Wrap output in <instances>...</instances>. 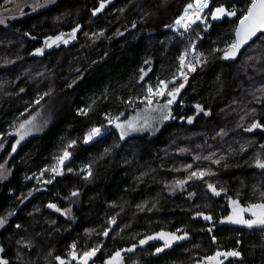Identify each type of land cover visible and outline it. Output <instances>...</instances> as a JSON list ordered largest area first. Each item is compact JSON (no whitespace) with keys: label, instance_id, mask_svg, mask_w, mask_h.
Instances as JSON below:
<instances>
[{"label":"trees","instance_id":"16d2710c","mask_svg":"<svg viewBox=\"0 0 264 264\" xmlns=\"http://www.w3.org/2000/svg\"><path fill=\"white\" fill-rule=\"evenodd\" d=\"M33 1L0 0V19L5 20L0 25V160L11 170L10 177L0 182V216L15 213L0 229V246L5 248L9 264H59L55 256L70 260L69 246L74 241L77 252L103 243L95 264H104L117 249L139 245L147 235L177 228L188 231L192 240L176 243L165 260L153 256L156 240L150 241L125 254L127 264H152L155 260L196 264L198 256L232 248H241L242 253L234 264H264V229L220 224L231 212L229 201L223 193L216 197L207 189V183H214L227 189V196L233 199L239 193L242 205L260 202L264 170L251 165L255 154L261 152L264 132L244 129L254 121L264 123V92L258 91L264 87V44L257 40L236 60H224L223 52L212 49H224L226 42L234 39L235 18L212 21L209 17L212 26L207 32L199 23L187 32L165 27L174 23L191 0H112L95 17L91 12L99 0H56L35 11ZM246 3L214 0L213 6L244 8ZM77 24L81 29L75 40L46 48L43 55L34 54L44 47L48 36L69 33ZM101 31L104 36H93ZM121 32L124 35H118ZM190 44L196 45L207 63L189 73L185 89L173 104L175 119L155 138L139 134L120 140L119 131L109 128L98 142L83 143L91 127L107 126L106 113H124L121 121L139 118L146 108V103L140 102L145 86L154 85L157 77L171 79L178 57ZM188 58L192 59L191 55ZM145 60L151 63L145 64ZM141 68H151L143 81L139 80ZM45 92L50 95L37 104ZM130 98L134 99L132 106L122 103ZM196 104L211 115L197 114ZM89 105L93 110L88 116L77 114ZM38 111L49 114L47 130L19 143L13 152L19 125ZM187 117H194L191 124ZM71 140L78 143L70 149L73 155L65 162V174L51 184L37 183L35 177L57 163L55 157L62 155ZM242 147L247 151L242 152ZM205 156L224 159L217 165L203 159ZM89 164L92 176L85 179L87 172L81 169ZM67 167L73 172H67ZM198 169H210L215 175L188 180L189 172ZM48 178L50 173L41 179ZM178 180L187 181L182 189L176 186ZM73 191L80 193L82 205L71 222L47 205L68 209L66 202ZM29 192L31 196H27ZM193 192L196 195L190 198ZM138 205H146L144 211H139ZM198 211L211 215L212 222L193 220ZM112 216L117 217V224L111 226L109 238L98 235L109 227L106 222ZM245 216L251 218L248 213ZM16 224L22 227L16 229ZM213 224L209 234L206 229ZM211 235L218 243L211 242ZM28 241L32 242L30 249L22 246Z\"/></svg>","mask_w":264,"mask_h":264},{"label":"snow or ice","instance_id":"6c2138e0","mask_svg":"<svg viewBox=\"0 0 264 264\" xmlns=\"http://www.w3.org/2000/svg\"><path fill=\"white\" fill-rule=\"evenodd\" d=\"M112 0H99V6L92 9L91 15L97 16L99 13L103 12L106 8L107 4H110ZM56 0H45L43 4L36 0L35 4L32 6L35 11L38 8L47 7L50 4H55ZM214 5V0H191V2L187 3L183 8V13L178 16V18L174 21L173 24L165 25V27L170 29H180L182 28L185 32L189 31L193 25L203 24V31L207 32L208 29L212 26L209 23V17L212 21H220L224 19L235 18V28L233 29L234 39L226 42V47L224 49L214 48L213 52H223L222 59L224 60H236L238 55L241 53V49H243L246 45H249V42L261 41L264 44V0H247L246 7L237 8L235 4L231 7L226 6L224 4H220L217 6ZM207 14H205V10ZM5 20L0 19V25L4 24ZM133 28L136 27V24L133 23ZM81 26L77 24L72 28L71 32L64 33L61 32L55 36H48L44 40V47L37 48L35 50V55H43L44 50L46 48L52 47H60L61 44L67 45L70 41L75 40L77 33L80 31ZM27 35V33H26ZM84 35H88V33H84ZM118 35H124V33H118ZM93 36L100 37L104 36V32L101 31L99 33H93ZM197 38L202 40L203 37L197 34ZM35 39V37H33ZM191 55L192 59L188 57ZM249 59H254L253 57H249ZM145 64H150V60H145ZM207 63V60L203 58V53H197L196 45L190 44L189 48L186 49L182 55L178 57V67L176 73L173 74L171 79H161L157 77V81L154 85L148 84L145 86L146 94L141 100V103H146L145 111L147 112H158L160 113L159 120L160 122L175 119L172 115L171 106L177 102L178 97L181 96L182 90L185 89L188 80L189 73H194L196 71L197 65L203 66ZM186 70V71H185ZM139 80L143 81L148 73L151 71V68L145 70L141 68L140 70ZM178 73V75H177ZM179 81V82H178ZM75 83V81H73ZM171 85V87H170ZM68 87H72V84H69ZM24 91V89H21ZM260 92H264V87L258 89ZM108 90L105 89V98H107ZM50 93L45 92L42 96H40L35 102L37 104L40 103L44 96H48ZM158 98H164V103H157L156 107L153 108V102L158 100ZM259 102V99H258ZM96 102L93 101L92 104ZM122 103H126L128 106H132L134 103V99L130 98L127 101H122ZM182 103V100H181ZM195 108L197 110V114L203 113L204 115H211L210 111H206L205 108L196 104ZM93 110L92 105H89L87 109H79L78 115L80 116H88L89 112ZM255 112V109L252 110ZM124 115V113H120L119 115L113 116L111 113L105 114L106 125L101 126H93L91 127L83 137V143L85 145L90 144L92 142H98L99 139H102L105 134L108 132L109 128H115L119 131V139L124 140L125 137L130 135L133 132L142 131L151 125L148 123V120L145 119L143 124L139 122L138 118H133L129 120L121 121L120 117ZM194 117H187V122L189 124L192 123ZM34 118L30 120H25L23 123L19 125L17 129L16 135L20 137L19 140L16 141L15 144L12 145V151H16V146L20 143L21 140L28 134H30L33 127H35ZM31 126V127H29ZM255 130H261L264 132V123L259 121H254L250 124L249 127L244 129L245 132L252 133ZM77 140H71L67 147H65L62 151V155L55 157L57 163L50 168L43 169L39 176H36L37 183L51 184L57 176H62L65 174L66 161H70L73 155V152L70 149H74L77 145ZM261 152H257L253 157V164L251 166L264 170V157H262V153H264V144L260 146ZM0 148H3V144H0ZM183 151V150H181ZM241 151H247L246 148L242 147ZM105 153L109 152V149H104ZM214 155V154H213ZM196 159H200V157H196ZM205 160H212V163L219 165L220 159H212V156L203 157ZM91 164L87 166L86 169H81L82 172H87V175L84 177L88 179L92 176ZM227 167V165H225ZM188 169L192 168V165L187 166ZM67 172H73L71 167H67ZM45 173H50V178L42 180L41 178L45 175ZM7 171L4 169V165L0 164V180L7 178ZM215 175L214 172L204 169H198L195 171H190L188 175V180H192L195 178L196 180H204L206 176ZM187 183L186 180H178L176 181V186L181 189ZM208 191L216 197L221 196L223 193L228 201L229 207L231 208V212L223 217L219 223H229L234 225H243L247 228L259 227L264 229V190L260 191V202L248 203L247 205H242L239 199V193H237V198L233 199L230 196H227V189L220 187L218 188L214 183H207ZM38 189H33V191H37ZM32 192H29L27 196H31ZM72 196H78L79 192L73 191L71 193ZM196 193H189V197H194ZM27 196L23 199H27ZM23 199L21 202H23ZM49 209H53L55 212L60 213L61 215H68L71 212V209L61 210L55 203H49L47 205ZM146 205H138L137 208L139 211H144ZM154 207V205H153ZM250 214L251 218H246L245 214ZM15 215L14 212H8L6 216H0V229L4 228L8 223V218ZM197 218H202L204 221L212 222L213 217L211 215L205 214L204 212L198 211L193 216V220ZM109 227L103 229L102 232L98 233V235H102L105 238H109L110 233L113 231L112 225L117 224V217L112 216L106 222ZM16 229H20L22 225L16 224ZM215 224L212 227L206 229V231L211 234ZM123 229H121V232ZM115 238V237H112ZM190 238L189 232L177 228L175 232H166L160 231L153 235H147L144 238L139 240V245L133 244L127 248H121L115 250L112 254H110L109 258L104 261V264H127L126 255L127 253H134L138 246H143L148 244L150 241L159 240L163 242L162 247H157L155 249V254L163 253L166 249L172 248L174 244L179 241H184ZM211 242L213 244L218 243L215 235H211ZM17 243H22L21 241H17ZM237 244H240L241 241H237ZM24 248H31L32 242L28 241L26 244H22ZM70 251L68 256L70 260L62 258L60 256H55V260L59 262V264H72V262H77V264H89L91 261L92 264H95V258L97 254L100 253L104 247L103 243L97 244L95 246L86 248L81 252H77L78 244L77 242H73L70 246ZM6 250L3 246H0V264H9V260L5 258ZM51 255V253H49ZM242 253L233 248L230 250L221 251L217 249L212 255H207L202 257L200 260L196 261V264H224L225 260L229 258H240ZM19 258V257H18ZM135 264V262H134ZM231 264V262H229Z\"/></svg>","mask_w":264,"mask_h":264},{"label":"rangeland","instance_id":"374dc122","mask_svg":"<svg viewBox=\"0 0 264 264\" xmlns=\"http://www.w3.org/2000/svg\"><path fill=\"white\" fill-rule=\"evenodd\" d=\"M40 1L41 0H39V2ZM35 2H36V0L33 1L34 4H35ZM206 11H207V9H206ZM175 30H183V29L180 28V29H175ZM183 32H185V31L183 30ZM157 101L160 102V104H163L164 98H158ZM156 105L157 104H154V105H152V107L155 108ZM172 108H173V105L171 106V111H172ZM48 116H49V114L47 112H39V111L35 115H33L30 119L34 118L33 123H34L35 127L32 128L30 134L26 135L24 137V139L20 141V144L22 142L27 141L29 138H31V137H33L35 135H39V134H42L43 132H45L47 130V128H48L47 125L49 124L48 123V120H49ZM159 116H160V113H158V112H147V111L144 110L139 115V118H138L139 122L141 124H143L144 120L147 119L148 123L151 125V127H148V128H146V129H144L142 131L133 132L130 135H128L127 137H130L132 135H139L140 134V135H149V136L155 138L158 135V133L161 130V128L170 120L169 119V120L160 122ZM29 127H31V126H29ZM16 136H17V140H19L20 137L18 135H16ZM0 164L4 165V169L8 173L6 179L0 180V182H4L10 177L11 170L8 168V166L6 164H3L1 162V160H0ZM66 204H67V208L71 209V212L68 213V215H66L65 217L69 218L71 222H74L75 218L73 216H74L75 212L80 210L81 205H82L80 193H79L78 196H72L71 195V197L67 200Z\"/></svg>","mask_w":264,"mask_h":264},{"label":"flooded vegetation","instance_id":"af4514ba","mask_svg":"<svg viewBox=\"0 0 264 264\" xmlns=\"http://www.w3.org/2000/svg\"><path fill=\"white\" fill-rule=\"evenodd\" d=\"M243 227H246V226H243ZM162 245H163V242L162 241L156 240L155 248L162 247ZM176 247H177V244H174L172 246V248L166 249L163 253L153 254V256L155 258H162L163 260H165L168 257V254H171L172 250L175 249ZM235 249H237V250L240 251L241 248H235ZM221 251H225V250H221ZM165 254H166V256H165ZM201 258H202L201 256H198L197 257V260H200ZM229 262H231V264H234V263L239 262V261H238V258H229L228 260H225L224 264H229ZM152 264H163V262L162 261L161 262L160 261L158 262V260H155V261L152 262Z\"/></svg>","mask_w":264,"mask_h":264},{"label":"water","instance_id":"95a60500","mask_svg":"<svg viewBox=\"0 0 264 264\" xmlns=\"http://www.w3.org/2000/svg\"><path fill=\"white\" fill-rule=\"evenodd\" d=\"M254 42H249V45H246L243 49H241V53L240 54H242L244 51H245V49L246 48H248L251 44H253ZM55 47V46H54ZM53 48V47H52ZM48 49H51V48H48ZM239 54V55H240ZM191 239H187V240H184V241H179V242H177V244H183L184 242H187V241H190Z\"/></svg>","mask_w":264,"mask_h":264},{"label":"built area","instance_id":"2783aa9c","mask_svg":"<svg viewBox=\"0 0 264 264\" xmlns=\"http://www.w3.org/2000/svg\"><path fill=\"white\" fill-rule=\"evenodd\" d=\"M205 11H206V10H205ZM198 23H199V22H198ZM194 26H195V25H193L192 28H193ZM192 28H191V29H192ZM191 29H189V30H191Z\"/></svg>","mask_w":264,"mask_h":264}]
</instances>
